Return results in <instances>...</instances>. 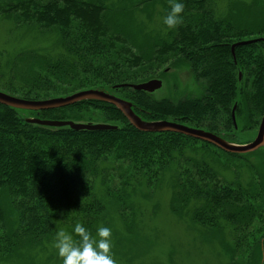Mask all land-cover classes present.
Here are the masks:
<instances>
[{"label": "trees", "instance_id": "obj_1", "mask_svg": "<svg viewBox=\"0 0 264 264\" xmlns=\"http://www.w3.org/2000/svg\"><path fill=\"white\" fill-rule=\"evenodd\" d=\"M160 1L164 18L170 10L169 0ZM178 2L185 6L183 24L176 29L165 25L168 37L141 46L139 51L126 30L134 12L149 7L146 0L131 5L125 1L126 5L116 8L106 0H0L1 17L21 27L58 30L64 49L55 59L18 58L20 65L14 72L21 76L14 75L4 88L26 100L103 90L132 102L134 112L145 121L176 122L233 141L225 132L238 127L232 118L235 105L236 122L246 116L250 127L264 111V42L236 48L235 58L231 50L243 39L264 36V0H233L229 14L219 12L216 0ZM172 59L189 67L195 80L204 84L200 95L172 101L130 88L131 84L164 79L168 73L164 66ZM21 65H27V70L21 72ZM238 70L243 74L241 80ZM246 76L251 78L245 80ZM98 111L118 129L78 131L26 121L98 124L102 122L93 115L86 117ZM198 144L203 150L214 148L233 158L241 156L179 133L142 132L109 103L83 101L44 111L0 104V194L8 193L17 213L12 227L0 204V258L19 255L28 247H44L60 229L74 234L77 222L95 236L108 218L99 185L131 231L133 218L127 210L132 208L133 192L158 185L171 171L174 212L191 205L193 220L204 228L219 230L222 223H228L236 234L234 252L241 244L249 241L250 245L251 238L256 247L263 240L256 235L263 230L255 231V222L263 218V184L255 189L238 182L222 183L213 166L195 155ZM114 180H118L119 191L111 187ZM249 227L255 236L244 238Z\"/></svg>", "mask_w": 264, "mask_h": 264}, {"label": "rangeland", "instance_id": "obj_2", "mask_svg": "<svg viewBox=\"0 0 264 264\" xmlns=\"http://www.w3.org/2000/svg\"><path fill=\"white\" fill-rule=\"evenodd\" d=\"M125 1H129L128 5H131V2L139 0H106L109 6L115 8L126 5ZM146 1L149 7L143 6L145 9L142 12L135 11L126 30L129 36L132 34L136 40L139 51H142L141 46L146 48L149 43L168 37L163 23L162 2ZM231 2L233 0H216V7L219 12L229 14L228 8ZM249 39L252 38L243 40ZM63 51L58 30L40 29L38 26L21 27L13 20L0 16V91L12 94L4 86L16 78L14 75L21 76L20 73L14 72L16 65H20L18 58L55 59ZM174 60L176 59H172L164 66L163 70L167 68L168 73L164 75V79H160L163 86L153 93V97L175 101L200 95L204 84L195 80L189 67L183 63L177 64L173 62ZM20 68L24 69L21 72L26 71L27 65H21ZM239 73L242 74V71L238 70V75ZM250 78L246 76L245 80ZM86 115H88L86 117L93 115L96 120L109 124L102 111L94 114L86 113ZM263 115L264 111L259 114L257 124L252 127L249 125V118L244 116L242 120H237V129L232 127L229 132H225L227 133L225 136L232 137L233 141L230 142L239 145L252 142L257 137ZM196 147L195 155L213 166L222 183L238 182L244 187L248 185L245 188L251 185L255 189L262 183L264 188V147L236 158L214 148L203 150L201 144ZM183 168L194 174L197 172L194 169ZM172 180V171L167 172L158 185L151 188L143 187L133 192L132 208L127 210L129 217L133 218L131 231L128 230L129 225L123 220L118 209L112 205V201L105 197L104 188L99 185V196L108 206V218L101 226L108 227L112 231V254L117 264H264V211L263 218L255 222L257 225L255 231L263 230L256 234L260 240L263 238L262 245L257 242L256 247L255 244L252 246L251 238L250 245L249 241L241 244L240 249L234 252L238 248L235 241L236 234L228 223H222L219 230L207 229L193 220L191 205L187 208L178 207V212L173 211ZM111 187L119 191L118 180H114ZM128 189L130 190L131 187ZM252 201L255 202V199ZM11 203L8 193L2 191L0 204L5 212V219L13 227L17 222V213L11 208ZM254 234L253 229L249 227L245 229L243 237L249 238ZM53 244L54 240L41 248L28 247L22 250L23 254L20 252L19 255H13L8 259L0 258V264H61Z\"/></svg>", "mask_w": 264, "mask_h": 264}, {"label": "water", "instance_id": "obj_3", "mask_svg": "<svg viewBox=\"0 0 264 264\" xmlns=\"http://www.w3.org/2000/svg\"><path fill=\"white\" fill-rule=\"evenodd\" d=\"M257 41L264 42V38L258 40H248L241 41L232 46V54L235 58L236 48L244 45H248ZM240 79L242 74L239 75ZM130 88L137 91H145L148 93H154L160 90L163 86L162 80L152 79L138 84L129 85ZM83 101H99L104 103H109L117 107L123 115L127 118L132 126L142 132L148 133H161V132H172L179 133L193 139H197L203 142L212 144L213 146L219 148L220 150L231 153V154H248L259 150L264 147V116L260 124L258 135L254 141L248 144H235L232 143L221 136L214 134L210 131L193 128L187 125L179 124L170 121H145L140 116L134 112L133 104L130 101L121 99L113 94H110L103 90H87L69 95L67 97H59L54 99L46 100H26L19 97L9 95L7 93L0 91V104L5 105L14 109L26 110V111H44V110H54L65 108ZM236 105L233 109L232 118L237 127L236 115H235ZM27 123L46 126V127H70L74 130H89V131H109L117 130L118 127L110 124L104 123H79L74 121H60V120H46L38 118H27Z\"/></svg>", "mask_w": 264, "mask_h": 264}, {"label": "clouds", "instance_id": "obj_4", "mask_svg": "<svg viewBox=\"0 0 264 264\" xmlns=\"http://www.w3.org/2000/svg\"><path fill=\"white\" fill-rule=\"evenodd\" d=\"M184 4L169 0V11L163 19L168 29H176L183 24ZM73 233L64 229L57 231L53 247L61 264H117L112 254L113 242L110 228L100 226L96 235L81 223L74 225Z\"/></svg>", "mask_w": 264, "mask_h": 264}, {"label": "flooded vegetation", "instance_id": "obj_5", "mask_svg": "<svg viewBox=\"0 0 264 264\" xmlns=\"http://www.w3.org/2000/svg\"><path fill=\"white\" fill-rule=\"evenodd\" d=\"M235 107V106H234ZM236 107H237V105H236ZM236 110V109H235ZM232 113H233V111H232ZM264 116V115H263ZM262 119H263V117H262ZM261 122H262V120H261ZM261 122H260V124H261ZM260 128V127H259ZM258 135V134H257Z\"/></svg>", "mask_w": 264, "mask_h": 264}]
</instances>
